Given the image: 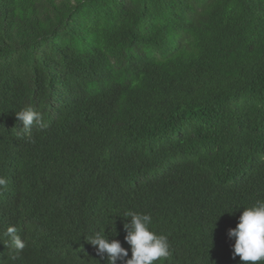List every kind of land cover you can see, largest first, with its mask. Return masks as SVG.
<instances>
[{
	"label": "trees",
	"instance_id": "obj_1",
	"mask_svg": "<svg viewBox=\"0 0 264 264\" xmlns=\"http://www.w3.org/2000/svg\"><path fill=\"white\" fill-rule=\"evenodd\" d=\"M25 106L48 127L22 134ZM0 177V264H107L101 230L124 264L129 210L168 237L155 264H244L227 232L264 200V0H0Z\"/></svg>",
	"mask_w": 264,
	"mask_h": 264
},
{
	"label": "clouds",
	"instance_id": "obj_2",
	"mask_svg": "<svg viewBox=\"0 0 264 264\" xmlns=\"http://www.w3.org/2000/svg\"><path fill=\"white\" fill-rule=\"evenodd\" d=\"M17 121L22 125V134L30 136L33 127L46 129L48 124L42 114L31 106H25L15 112ZM7 181L0 177V185H6ZM124 218H130L124 223L126 243L131 246V258L124 264H155L156 261L167 260L170 255L168 237L157 234L151 230L153 222L151 214L137 213L131 210L123 214ZM10 250L17 254L21 252L26 243L18 235L15 226H9L5 233ZM230 238H234L233 259L238 255L244 264H258L264 261V200H257L249 207L243 208L235 228L227 232ZM95 248L97 255L104 257L106 254L107 264H117L128 256V250L122 247L119 240H110L105 235V230L96 232L91 238L86 239Z\"/></svg>",
	"mask_w": 264,
	"mask_h": 264
}]
</instances>
